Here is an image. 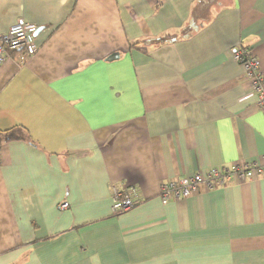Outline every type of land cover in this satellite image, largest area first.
Here are the masks:
<instances>
[{
  "label": "crops",
  "instance_id": "obj_1",
  "mask_svg": "<svg viewBox=\"0 0 264 264\" xmlns=\"http://www.w3.org/2000/svg\"><path fill=\"white\" fill-rule=\"evenodd\" d=\"M0 264H264V176L162 204L160 185L264 164V0H0ZM155 41H159L158 44ZM112 188L136 205L113 215ZM62 203L67 208L60 209Z\"/></svg>",
  "mask_w": 264,
  "mask_h": 264
},
{
  "label": "built area",
  "instance_id": "obj_2",
  "mask_svg": "<svg viewBox=\"0 0 264 264\" xmlns=\"http://www.w3.org/2000/svg\"><path fill=\"white\" fill-rule=\"evenodd\" d=\"M37 26L18 19L0 36V66L12 54L24 53L29 57L36 50L35 35ZM233 59L243 68L249 87L257 97L256 106L264 114V77L260 71L259 61L251 51L237 46L233 51ZM257 176H264V164L233 163L229 166L210 168L205 172H198L190 176L166 181L160 185L159 198L162 204L169 201L188 198L202 189L213 190L238 182L249 181ZM136 205L130 196L116 188H112L111 212L119 215L131 210ZM62 203L60 209L67 208Z\"/></svg>",
  "mask_w": 264,
  "mask_h": 264
},
{
  "label": "trees",
  "instance_id": "obj_3",
  "mask_svg": "<svg viewBox=\"0 0 264 264\" xmlns=\"http://www.w3.org/2000/svg\"><path fill=\"white\" fill-rule=\"evenodd\" d=\"M158 42L159 41H155L156 44H158ZM19 140H28V136L21 128L14 127L9 130L0 131V144Z\"/></svg>",
  "mask_w": 264,
  "mask_h": 264
},
{
  "label": "water",
  "instance_id": "obj_4",
  "mask_svg": "<svg viewBox=\"0 0 264 264\" xmlns=\"http://www.w3.org/2000/svg\"><path fill=\"white\" fill-rule=\"evenodd\" d=\"M38 32V29H37V31H36V33Z\"/></svg>",
  "mask_w": 264,
  "mask_h": 264
}]
</instances>
